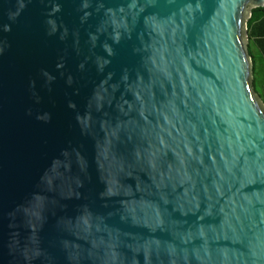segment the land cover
Here are the masks:
<instances>
[{
	"label": "water",
	"instance_id": "95a60500",
	"mask_svg": "<svg viewBox=\"0 0 264 264\" xmlns=\"http://www.w3.org/2000/svg\"><path fill=\"white\" fill-rule=\"evenodd\" d=\"M264 0H0V264H264Z\"/></svg>",
	"mask_w": 264,
	"mask_h": 264
},
{
	"label": "crops",
	"instance_id": "0c3cea01",
	"mask_svg": "<svg viewBox=\"0 0 264 264\" xmlns=\"http://www.w3.org/2000/svg\"><path fill=\"white\" fill-rule=\"evenodd\" d=\"M255 33L252 46L254 80L257 90L261 93L264 92V19L256 25Z\"/></svg>",
	"mask_w": 264,
	"mask_h": 264
},
{
	"label": "trees",
	"instance_id": "16d2710c",
	"mask_svg": "<svg viewBox=\"0 0 264 264\" xmlns=\"http://www.w3.org/2000/svg\"><path fill=\"white\" fill-rule=\"evenodd\" d=\"M264 19V7H260V8H255L253 9V16L252 18L250 19L249 21V30H250V53L251 55L253 56V51H252V46H253V40L255 38V28H256V25L262 20ZM254 88H255V91L257 93H259L260 97L263 99L264 101V92H259L257 90V87L255 86V80H254Z\"/></svg>",
	"mask_w": 264,
	"mask_h": 264
}]
</instances>
